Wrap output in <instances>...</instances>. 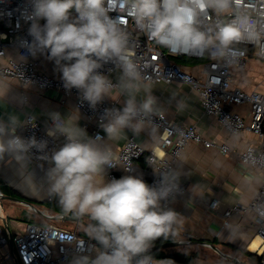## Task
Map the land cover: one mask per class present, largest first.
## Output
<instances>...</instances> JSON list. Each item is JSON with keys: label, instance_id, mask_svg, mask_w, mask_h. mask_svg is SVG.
Returning <instances> with one entry per match:
<instances>
[{"label": "clouds", "instance_id": "9594fccd", "mask_svg": "<svg viewBox=\"0 0 264 264\" xmlns=\"http://www.w3.org/2000/svg\"><path fill=\"white\" fill-rule=\"evenodd\" d=\"M28 4L21 13L27 35L17 45L21 64L43 56L54 63L65 90H77L81 105L87 103L93 111L105 101L121 106L100 114L103 136H90L80 124V108L73 107L67 115L47 112V139L24 137L19 130L36 126L35 116L27 111V90L0 81V105L19 109L0 115V163L14 162L22 184L45 187L65 212L88 218L86 233L95 243L78 246L69 264H175L156 259L151 250L157 240L181 242L184 216L173 207L184 192L181 172L149 163L157 179L148 184L134 166L121 164L113 149L129 132L146 133L158 142L156 120L165 115L151 77L132 55V35L120 17H131L136 29L160 47L231 68L246 54L242 44H252L264 55V0H118L115 16L110 0ZM22 79L34 86L24 73ZM176 107L182 111L184 101L176 100ZM33 159L43 162L38 165L40 176L30 168ZM113 168L129 174L108 179ZM218 206V201L213 204ZM245 210L256 222H264V198L258 192ZM223 228L229 236L242 233L234 220Z\"/></svg>", "mask_w": 264, "mask_h": 264}, {"label": "built area", "instance_id": "2783aa9c", "mask_svg": "<svg viewBox=\"0 0 264 264\" xmlns=\"http://www.w3.org/2000/svg\"><path fill=\"white\" fill-rule=\"evenodd\" d=\"M122 2L123 0H119V3ZM117 3L118 0H110L113 16L117 14ZM26 8H29L28 0H0V79H15L22 87H29L22 79L24 73L34 82L33 87L38 90L53 89L61 92L65 98L72 97L75 106L80 108L81 126L85 127L93 137L97 134L103 136V131L98 126L99 116L105 108L120 107L119 104L105 101L98 106L96 111H93L87 103L81 105L76 89H72L70 93L65 90L61 76L49 75L41 70L40 64L44 59L43 56L29 57L27 63L21 64L22 58L19 57L18 52L22 50L18 49L17 45L18 38L27 35V26L21 28V13ZM261 10H264V4L261 5ZM120 18L132 35V55L142 71L151 77L153 84L177 82L189 85L198 93L200 105L206 115L213 116L230 135H238L247 130L257 137V142L247 145L244 149H233L226 143L217 144L204 139L197 131L195 124L187 126L177 124L164 115L163 119L157 118L156 120L159 141L146 149L135 139L134 135H131L125 143L114 150L119 162L124 166H134L136 172L141 170L144 172L143 179L148 184H153L157 177L148 165L149 163L156 167L166 164L174 168L188 143L193 142L206 148L216 146L223 154L235 155L240 164L262 172V183L256 192L264 198V90L256 87L247 89L235 84V72L245 71L252 57L264 62V55H261L260 50L252 44H242L240 47L246 48V54L234 67L224 68L222 64L193 53L170 51L160 47L136 29L131 17L125 14ZM28 39L31 38L28 37ZM248 49H252V53H249ZM172 57L196 59L200 62L194 66L186 64L181 66L174 62ZM189 68H192V71ZM194 68L196 71H193ZM239 106H245L249 116L248 120L243 114L234 110V107ZM32 123L36 125L34 128L29 126L21 129L19 134L24 137L34 134L37 139H47V124L36 118ZM55 143H60V141ZM140 161L143 163L142 167L139 166ZM32 163L41 164L43 162L33 159ZM126 174L129 173H125L123 169L113 168L109 170L107 178L119 179ZM181 188L184 190L182 184ZM217 201L214 200L213 204ZM249 203L246 206L237 205L234 210L246 211L245 208ZM253 224L255 236L259 237L260 244L252 253L259 257V264H264V222H256L253 219ZM183 235L182 241L193 237L187 233ZM12 242L16 264H58L68 260L78 246L86 247L95 243L88 237L78 234L76 230L63 229L53 223L35 224L32 222L26 223L22 232L13 235ZM7 246V236L2 234L0 222V248Z\"/></svg>", "mask_w": 264, "mask_h": 264}, {"label": "crops", "instance_id": "0c3cea01", "mask_svg": "<svg viewBox=\"0 0 264 264\" xmlns=\"http://www.w3.org/2000/svg\"><path fill=\"white\" fill-rule=\"evenodd\" d=\"M259 61L252 57L245 71H236L235 84L244 87L243 78L247 80L250 76L254 77L255 65L263 63ZM40 68L49 75L61 76L55 69L54 63L45 58ZM189 70L192 71V68ZM194 70L196 71L195 68ZM117 75L118 73H114L113 79ZM0 81L13 89L27 90L29 97L27 111L44 124L50 123L47 112L54 110L67 115L69 109L76 107L72 97L65 98L59 91L53 89L40 91L35 87H22L15 79H0ZM153 88L154 94L165 109L167 119L185 126L195 124L197 131L204 139L217 144L226 143L238 150L257 142V137L250 131L244 130L238 135H230L213 116L206 115L200 105L198 93L189 85L177 82L155 83ZM181 99L185 107L182 111H178L176 100ZM245 109V106L234 107V110L243 114L248 120L249 116ZM9 111L19 112V109H14L7 104L0 105V115H6ZM87 132L91 136L88 130ZM131 135H134L135 139L146 149L156 144L146 133L129 132L124 139L113 144V149L117 150V147L125 143ZM38 165L40 164L31 162L30 168L35 169L37 175L40 176L42 172ZM142 165L140 161L139 166L142 167ZM174 169L181 172V184L184 186L183 195L173 205L176 211L184 216V223L179 228L178 240H181L183 234L187 233L193 235L190 241L198 242L189 245V250L195 253L190 263L175 261V264H236L232 258L250 264L248 252L254 251L250 249V245L256 238L253 218L249 212L235 211L234 207L246 206L250 202L253 193H256L262 183V172L240 164L235 155L223 154L216 146L206 148L193 142L185 146ZM136 173L144 175L141 170ZM0 193L28 202L26 204L9 199L0 201V222L3 235L13 236L22 232L25 224L32 222L35 224L53 223L63 229L76 230L81 236L88 237L86 233L88 218H81L83 222L70 219L69 217L77 216L52 204L53 196L47 193L45 187L39 185L27 187L22 184L18 180L14 162L0 163ZM214 200L219 202L217 208L212 205ZM230 220L240 224L242 233L239 236H229L224 230V224ZM207 244L215 246L221 253ZM222 254L229 255L231 258ZM71 257L72 255L68 260L58 264H69ZM13 259L9 245L0 248L1 264H16Z\"/></svg>", "mask_w": 264, "mask_h": 264}, {"label": "trees", "instance_id": "16d2710c", "mask_svg": "<svg viewBox=\"0 0 264 264\" xmlns=\"http://www.w3.org/2000/svg\"><path fill=\"white\" fill-rule=\"evenodd\" d=\"M248 52L252 53V49H248ZM51 202L52 204L56 206H60L58 203V199L55 197L52 198ZM162 242H167V241L163 239L157 240L155 245L162 243ZM151 252H152V255H154L156 259H172L174 261L185 262V263H190L195 256V253L189 250V245H186V244L180 245V246L168 247L165 249L151 250ZM248 254L250 255V261H251L250 264H253V263L259 264L258 256H256L254 253H251V252H248Z\"/></svg>", "mask_w": 264, "mask_h": 264}, {"label": "water", "instance_id": "95a60500", "mask_svg": "<svg viewBox=\"0 0 264 264\" xmlns=\"http://www.w3.org/2000/svg\"><path fill=\"white\" fill-rule=\"evenodd\" d=\"M4 199H9V200L18 201V202H24V203L28 204V202H26L23 199H20L18 197H14V196H10V195H6V194H1L0 193V201L2 202V200H4ZM69 218L72 219V220H74V221L83 222L80 217H69ZM7 240H8V245H9V248H10V253H11L12 256H14L12 236L11 235H8L7 236ZM180 241H181L180 243H174L172 241L162 242V243L156 244L152 248V250L165 249V248H168V247L180 246V245H185V244L186 245H190V244H196V243H198L197 241L195 242V241H190V240H185V241L180 240ZM207 245H210V244H207ZM210 246L212 248H214L215 250H217L219 253H221L215 246H213V245H210ZM222 255H224L225 257L231 258L229 255H225V254H222ZM232 261L234 263H236V264H246V263H243L241 260L235 259V258H232Z\"/></svg>", "mask_w": 264, "mask_h": 264}, {"label": "rangeland", "instance_id": "374dc122", "mask_svg": "<svg viewBox=\"0 0 264 264\" xmlns=\"http://www.w3.org/2000/svg\"><path fill=\"white\" fill-rule=\"evenodd\" d=\"M172 60L181 66H183L185 64L194 66L200 62L199 60H196V59L194 60V59H188V58H184V57H172ZM254 70L256 71L254 73V77L250 76V78H248L247 80L245 78H243V82H244L243 85H244V87H246L248 89H250V88L252 89V88L256 87L260 90H264V62L261 64L257 63V65H255V67H254ZM255 264H257V263H255Z\"/></svg>", "mask_w": 264, "mask_h": 264}, {"label": "bare ground", "instance_id": "6f19581e", "mask_svg": "<svg viewBox=\"0 0 264 264\" xmlns=\"http://www.w3.org/2000/svg\"><path fill=\"white\" fill-rule=\"evenodd\" d=\"M260 244V239L258 236H256V238L254 239V241L252 242V244L250 245V249L251 250H255L257 249V247L259 246Z\"/></svg>", "mask_w": 264, "mask_h": 264}, {"label": "snow or ice", "instance_id": "6c2138e0", "mask_svg": "<svg viewBox=\"0 0 264 264\" xmlns=\"http://www.w3.org/2000/svg\"><path fill=\"white\" fill-rule=\"evenodd\" d=\"M155 59V58H154Z\"/></svg>", "mask_w": 264, "mask_h": 264}]
</instances>
